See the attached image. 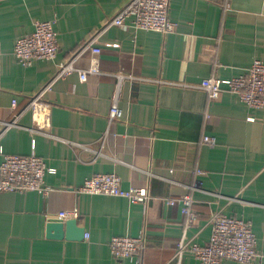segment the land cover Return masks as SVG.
<instances>
[{
    "label": "crops",
    "instance_id": "0c3cea01",
    "mask_svg": "<svg viewBox=\"0 0 264 264\" xmlns=\"http://www.w3.org/2000/svg\"><path fill=\"white\" fill-rule=\"evenodd\" d=\"M128 1L0 0V133ZM227 1L171 0L178 27L169 33L110 26L98 40L101 72L87 81L73 72L47 93L48 133L29 129L30 110L3 132L6 152L29 154L36 139L38 154L56 171L46 175L48 195L0 191V264H202L190 250L180 263L175 257L185 217L181 204L167 199L189 191L198 167L205 171L194 191L199 217L187 240H209L215 212L243 217L258 236L251 264H264V108H249L230 91L209 100L200 86L203 78L236 76L264 58V0ZM38 19L55 21L58 54L24 66L14 45ZM90 61L86 50L76 65L88 68ZM116 94L121 115L111 121ZM205 135L215 141L204 142ZM98 172H116L124 188L147 187L151 197L133 202L77 191ZM74 208L90 241L48 236L47 222L69 219L59 212ZM118 234H144L139 258L112 254L109 241Z\"/></svg>",
    "mask_w": 264,
    "mask_h": 264
},
{
    "label": "built area",
    "instance_id": "2783aa9c",
    "mask_svg": "<svg viewBox=\"0 0 264 264\" xmlns=\"http://www.w3.org/2000/svg\"><path fill=\"white\" fill-rule=\"evenodd\" d=\"M171 0H129L121 10L103 24L100 31H95L85 42L83 47L65 63L60 64L51 78L30 99L28 104L18 113H15L11 121L5 123L3 132L9 127L18 124V119L25 111L30 110L33 118V128L46 133L51 127V104L46 100L55 82L65 78L73 72H78L82 81H87L91 74H99L100 55L102 52L98 40L103 31L110 26H121L135 30L148 29L169 33L177 30L178 22L170 17ZM231 0L227 1L230 7ZM59 41L55 28V21L50 19H38L35 21L34 30L23 34L16 39L14 55L24 66H29L35 60L46 58L54 60L58 54ZM86 50L91 51V61L88 68H80L76 65L77 58ZM200 86L207 92L209 100H215L224 91L237 93L249 108H264V58H256L247 71L228 78H220L216 74L203 78ZM118 95L111 105L109 117L113 121L121 115V109L117 103ZM13 107L17 105V98L13 99ZM209 114L207 113V116ZM253 119V116H249ZM48 133V132H47ZM204 142H213L215 138L210 135L203 137ZM0 191L27 192L35 191L48 195L53 186L46 182L47 173H54L55 167L48 166L43 156L36 149V139L32 140V151L29 154L6 152L0 143ZM205 171L196 168V179L189 185V191L179 198L168 197L171 204L180 203L185 220L183 233L179 239L175 257L180 263L186 250L192 251L202 264H221L224 258L237 260L243 264H251L258 256V236L252 223L239 216H231L223 212H215L211 218L212 231L206 242L188 241V230L196 225L199 217L194 208V191L202 186L200 176ZM79 192L91 194H107L127 197L133 202H146L151 197L147 187L124 188L122 179L116 172H98L85 178L78 188ZM62 218L78 217L77 208L72 211L61 210ZM91 235L85 233V239L90 241ZM112 254L117 258H139L147 247V239L144 234H118L112 236L109 241Z\"/></svg>",
    "mask_w": 264,
    "mask_h": 264
},
{
    "label": "water",
    "instance_id": "95a60500",
    "mask_svg": "<svg viewBox=\"0 0 264 264\" xmlns=\"http://www.w3.org/2000/svg\"><path fill=\"white\" fill-rule=\"evenodd\" d=\"M86 229L79 226L75 217H71L63 221H48L47 235L56 238L82 239L84 238Z\"/></svg>",
    "mask_w": 264,
    "mask_h": 264
}]
</instances>
